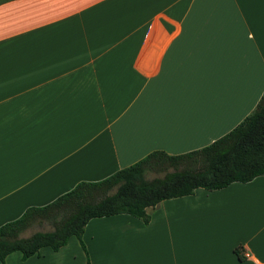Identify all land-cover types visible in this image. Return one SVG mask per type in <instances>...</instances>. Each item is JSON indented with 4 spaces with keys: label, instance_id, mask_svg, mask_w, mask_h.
Segmentation results:
<instances>
[{
    "label": "crops",
    "instance_id": "obj_1",
    "mask_svg": "<svg viewBox=\"0 0 264 264\" xmlns=\"http://www.w3.org/2000/svg\"><path fill=\"white\" fill-rule=\"evenodd\" d=\"M263 92L264 0H0V225L210 144ZM146 211L0 264H264V175Z\"/></svg>",
    "mask_w": 264,
    "mask_h": 264
},
{
    "label": "trees",
    "instance_id": "obj_2",
    "mask_svg": "<svg viewBox=\"0 0 264 264\" xmlns=\"http://www.w3.org/2000/svg\"><path fill=\"white\" fill-rule=\"evenodd\" d=\"M148 173L155 176L149 178ZM264 175V92L256 107L229 132L210 144L181 154L154 150L103 179L80 181L50 203L30 206L0 225V261L20 251L26 259L43 247L59 250L82 235L95 217L126 213L147 223L146 209L164 199L215 190ZM47 223L50 230L23 232Z\"/></svg>",
    "mask_w": 264,
    "mask_h": 264
},
{
    "label": "rangeland",
    "instance_id": "obj_3",
    "mask_svg": "<svg viewBox=\"0 0 264 264\" xmlns=\"http://www.w3.org/2000/svg\"><path fill=\"white\" fill-rule=\"evenodd\" d=\"M153 176H155L154 173H148L147 174V177H149V178H151ZM50 229H52V226L47 224V223L35 224L32 227H30L29 229H27L25 232H23L21 234V236H24V237L28 236V234H31L32 232L37 231V230H42L43 231V230H50Z\"/></svg>",
    "mask_w": 264,
    "mask_h": 264
},
{
    "label": "built area",
    "instance_id": "obj_4",
    "mask_svg": "<svg viewBox=\"0 0 264 264\" xmlns=\"http://www.w3.org/2000/svg\"><path fill=\"white\" fill-rule=\"evenodd\" d=\"M245 255H246V256H249V254H248V253H245Z\"/></svg>",
    "mask_w": 264,
    "mask_h": 264
}]
</instances>
